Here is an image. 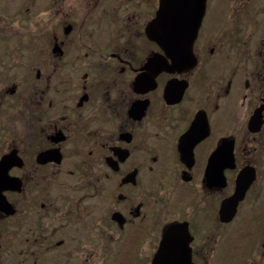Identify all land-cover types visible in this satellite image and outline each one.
I'll use <instances>...</instances> for the list:
<instances>
[{"label":"flooded vegetation","instance_id":"1","mask_svg":"<svg viewBox=\"0 0 264 264\" xmlns=\"http://www.w3.org/2000/svg\"><path fill=\"white\" fill-rule=\"evenodd\" d=\"M161 2L0 0V264H264V0Z\"/></svg>","mask_w":264,"mask_h":264},{"label":"water","instance_id":"2","mask_svg":"<svg viewBox=\"0 0 264 264\" xmlns=\"http://www.w3.org/2000/svg\"><path fill=\"white\" fill-rule=\"evenodd\" d=\"M169 7H170V0H162L161 8H160L159 23L160 25L165 23L164 28L166 27V23L169 20V9H170ZM163 19H164V22H163ZM165 29L166 31H168V28H165ZM248 173H245V175H241L240 179L237 181V187L235 189L234 194L224 201L223 206H222V211H221V216L224 221H229L233 218L234 213H235V207L238 201L243 197L245 191L247 190L250 183L252 182L253 179L252 177H249ZM173 232H174V229L172 227L164 235V239L160 245L159 259L157 258L159 264H168V261H165V262H161V261L164 257V254L168 255Z\"/></svg>","mask_w":264,"mask_h":264},{"label":"rangeland","instance_id":"3","mask_svg":"<svg viewBox=\"0 0 264 264\" xmlns=\"http://www.w3.org/2000/svg\"><path fill=\"white\" fill-rule=\"evenodd\" d=\"M20 15H21V12L18 11V9H17V11H16V19L17 20L20 18ZM16 29H18V28H16ZM7 45L9 47V44L2 43L0 41V79H2L0 81V85H1V83H3L4 80L8 79V75L10 74V73L6 72L4 70V68H3L8 63V58H6L5 55L3 54V51H7L8 52ZM16 48H17V51H21L22 52L24 50V39L23 38H21V37L18 38L17 37L15 40H13L12 49H16ZM10 56H12V53L10 54ZM15 59H16L15 60L16 62L18 60L21 61V62L23 61L22 58L18 57V55L15 57ZM19 66L22 67V65H19ZM17 70H18V68H17ZM3 78H5V79H3ZM8 113H9V103H8V100L5 99L4 101H2L0 103V119L2 118L0 120V136L3 135L2 124H5L6 117H7Z\"/></svg>","mask_w":264,"mask_h":264}]
</instances>
